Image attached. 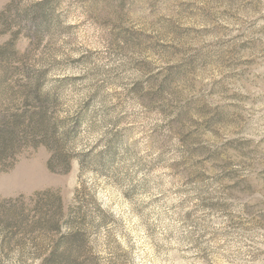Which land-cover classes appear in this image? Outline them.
<instances>
[{
    "label": "rangeland",
    "instance_id": "obj_1",
    "mask_svg": "<svg viewBox=\"0 0 264 264\" xmlns=\"http://www.w3.org/2000/svg\"><path fill=\"white\" fill-rule=\"evenodd\" d=\"M0 129V264H264V0H0Z\"/></svg>",
    "mask_w": 264,
    "mask_h": 264
},
{
    "label": "trees",
    "instance_id": "obj_2",
    "mask_svg": "<svg viewBox=\"0 0 264 264\" xmlns=\"http://www.w3.org/2000/svg\"><path fill=\"white\" fill-rule=\"evenodd\" d=\"M44 5H45V3L39 2L38 5H36L39 10L33 9L32 12L34 13V16L29 18L30 24H32V26L36 27L37 29L41 28V24L43 23V19L41 16L44 15L43 17H45V15H46L43 13ZM37 14L40 16V18ZM13 134H14V132L12 129H4L3 131L0 129V136H2V137H0V145H2V143L6 144L9 141H11ZM60 264H67V262L65 259H63V260H61Z\"/></svg>",
    "mask_w": 264,
    "mask_h": 264
}]
</instances>
